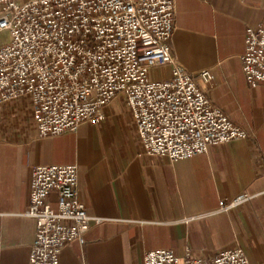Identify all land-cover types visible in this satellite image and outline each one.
Instances as JSON below:
<instances>
[{"label": "crops", "instance_id": "obj_1", "mask_svg": "<svg viewBox=\"0 0 264 264\" xmlns=\"http://www.w3.org/2000/svg\"><path fill=\"white\" fill-rule=\"evenodd\" d=\"M263 21L264 0H175L173 55L195 78L211 72L200 86L247 133L190 158L145 154L124 96L104 108L101 122L48 138L38 137L28 97L7 103L0 121V264H28L36 220L25 211L36 164H77L79 198L89 215L103 219L84 242L62 249L59 264H143L144 253L157 249L209 260L233 247L264 264V85L250 86L242 68L247 28ZM172 69L152 68L149 76L170 79ZM241 193L252 197L215 212ZM48 200L56 207L57 194Z\"/></svg>", "mask_w": 264, "mask_h": 264}, {"label": "built area", "instance_id": "obj_2", "mask_svg": "<svg viewBox=\"0 0 264 264\" xmlns=\"http://www.w3.org/2000/svg\"><path fill=\"white\" fill-rule=\"evenodd\" d=\"M174 20L175 0H0V121L7 103L28 97L38 137H53L101 122L104 108L124 96L147 155L177 161L245 139L200 86L211 72L195 78L178 64L169 45ZM165 65L173 67L170 79L150 78L152 68ZM242 68L250 86L264 85V21L247 28ZM78 186L77 164L33 166L25 215L36 220V234L28 264H59L68 243L84 242L91 225L103 221L88 214ZM250 197L221 200L215 212ZM143 264L252 263L233 247L209 260L150 250Z\"/></svg>", "mask_w": 264, "mask_h": 264}, {"label": "rangeland", "instance_id": "obj_3", "mask_svg": "<svg viewBox=\"0 0 264 264\" xmlns=\"http://www.w3.org/2000/svg\"><path fill=\"white\" fill-rule=\"evenodd\" d=\"M8 36V33H4L3 34V37L5 38V37H7Z\"/></svg>", "mask_w": 264, "mask_h": 264}]
</instances>
